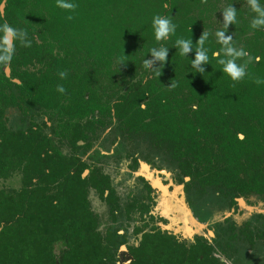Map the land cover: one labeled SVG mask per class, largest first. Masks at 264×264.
Here are the masks:
<instances>
[{"label":"trees","instance_id":"1","mask_svg":"<svg viewBox=\"0 0 264 264\" xmlns=\"http://www.w3.org/2000/svg\"><path fill=\"white\" fill-rule=\"evenodd\" d=\"M69 2L78 7L69 11L57 7L56 0H7L4 15L0 14V25L6 21L25 30L26 39L31 42V46L25 47L17 39L10 63L13 74L22 82L21 86L17 84L22 94L19 100L25 101L26 107L60 108L61 115L67 114L68 118H59V123L73 125L76 130L72 140L84 138L86 135L82 132L90 129L92 119H87L83 126L80 119L95 109L110 112L113 107L118 128L123 133H142L157 147H160L161 137H170L174 155L180 159L183 155V145L181 148L180 145L186 142L187 136L195 132L197 126L201 130L206 127L211 103L227 100L232 108L225 117L233 120L232 127L236 130L225 131V138H221V159L236 168L255 160L262 145L256 132L246 127L251 126L248 118H264V104L257 102L264 101V83L255 82L256 79L264 81V72L259 69L255 73V68L249 64L245 77L233 81L218 62L225 59L220 42L214 43L209 32L197 28L199 15H210L207 11L218 5L224 10L225 1ZM259 4L264 7V0H259ZM26 5H30L29 10L24 9ZM70 15L71 20L67 19ZM156 15L166 16L176 25L175 33L167 40L155 38L153 17ZM204 33H208L204 48L209 61L203 65L205 71L200 73L192 66V60L196 55V42ZM262 33L263 30L259 35ZM178 39L192 41L193 48L187 55L180 54L176 46ZM160 47L169 49L166 61L146 66L145 61L152 59L151 50ZM214 52H219V57H214ZM22 63L38 66L35 71H21ZM60 71H66L67 77L62 79ZM0 83L10 84L1 71ZM58 85L64 86V93L57 91ZM229 86L235 88L225 90ZM60 99L67 103L60 104ZM193 102L198 103V109H189ZM216 110H220L214 113L218 117L221 109ZM1 116L0 109V135L1 131H7ZM73 117L78 119L75 123L70 121ZM237 130L244 134L243 139L238 137ZM17 139L13 136L4 144L10 147L16 143L11 150L16 159L14 167L20 157L26 161L27 188L23 195L0 191V264H116L117 247L126 242V238L110 228L103 236L97 231L86 197L89 186L100 192L102 185L110 188L106 177L93 170L88 178L82 179V165L78 160L69 165H48L49 154L43 144L38 145L31 156L27 152L21 154L29 145L17 143ZM197 148L190 145L188 150L199 162L207 159L204 151ZM192 161H178L184 174L192 173ZM44 165L49 172L44 171ZM226 165L216 170L220 172L216 177L207 171L208 165H201L204 170L196 175L208 173L209 176L203 178L206 182L226 181ZM33 176L38 180L30 188ZM55 244L60 247L56 249ZM210 250L211 246L202 239L186 246L160 231L146 232L137 246L129 247L130 264H222Z\"/></svg>","mask_w":264,"mask_h":264},{"label":"flooded vegetation","instance_id":"2","mask_svg":"<svg viewBox=\"0 0 264 264\" xmlns=\"http://www.w3.org/2000/svg\"><path fill=\"white\" fill-rule=\"evenodd\" d=\"M222 1L226 2L224 9L229 6L236 8V23L229 24L225 28L223 10L220 9L221 5H218L213 10L207 11L210 15L198 16L197 28L209 32L214 43H218L216 36L218 31H224L226 36L231 35L232 46L237 49H244L251 57L250 62H248V57L238 58L236 60L237 64L247 63V68L250 64L251 67L255 68V73L259 69L264 72V28L263 26L259 28L251 26V22L257 17V13L251 9L246 0ZM6 2L7 0H0L1 15H4ZM29 7L30 5H26L24 9L29 10ZM220 12H222V15H217ZM261 30H263V33L259 35ZM223 47L222 45V50ZM222 54L225 59L229 58L225 56L224 51H222ZM257 57L259 58L258 61ZM10 63L2 64L0 67V71L10 80L9 85L0 83L1 120L7 130L4 133L2 129L3 134L0 135V191L13 195L16 193L23 195V190L27 188L24 181L26 178L24 170L26 161L20 157L19 164L14 167L13 162L16 159L11 155V150L16 143H13L10 147L8 143L7 146L4 144V141L6 142L9 138L17 136V143H27L29 145L23 149L21 154L27 152L31 156L33 150L38 145L43 144L49 154L48 165L60 163L69 165L70 163H77L78 160L82 165L80 171L82 179L88 178L93 170H96V174L101 177H106L110 188L102 185L100 192L95 187L89 186L86 197L90 210L96 219L97 231L103 236L110 228L126 238V242L119 244L117 247L116 264H130L132 256L129 247L137 246L144 233L156 231L165 233L186 246L194 243L197 239H202L211 246L210 252L213 257L222 264H228V261L239 264L241 253L258 252L261 255L256 259L264 264V118L250 117L247 119L251 126L246 127V130L250 128L251 131L256 132L262 147L255 155V160L245 162L242 168L229 165V161L226 165V160L221 159L222 153L219 151L222 146L221 138H225V131L236 130L234 126L232 127L233 120L225 117L226 113L232 108V103L227 102V100H214L208 111L209 120L206 127L201 130L197 126L196 131L187 136L184 144H178L180 148L183 145V155L180 159H177L174 155L175 149L170 137H161L160 147H157L142 133H123L118 128V120L113 107L110 112H101L95 109L92 114L80 119L82 126L87 119H92L90 129H85L82 132L86 135L84 138L72 140L71 136L76 130H74L73 125L64 126L59 123V118H68L67 114L61 115L60 111L62 110L60 108L44 109L36 105L30 109L26 107L25 101L21 102L19 100L22 98L19 88L22 82L13 74ZM36 66L32 63H22L19 68L21 71H35ZM216 88L219 89V87ZM232 88L235 87L229 86L225 90ZM186 90L185 88L184 91ZM102 99L106 100L105 97H102ZM257 102L258 104H264V101ZM59 103L66 104L67 102L60 99ZM198 107V103L193 102L190 103L189 109L195 110ZM217 108L221 109L220 115L222 114L224 117H220V115L215 117L214 113L220 112V110H216ZM11 110L17 111L18 117L14 121L10 119L8 114ZM76 120H78L77 117H73L70 121L75 123ZM226 123L228 124L227 127L224 126ZM79 130L82 131V128ZM237 131L238 137L243 134L239 130ZM180 137H183V135L180 134ZM100 140H108L109 146L105 147ZM97 144H101L104 149L97 148ZM190 145L195 146L196 149L200 147V152L203 150L207 159H201L199 162L195 158L196 155L188 150ZM184 152L186 153L184 154ZM110 155H113L116 160H127L129 162L128 167L133 170L137 168L136 171L139 174L137 177L143 183L139 191L130 192L126 196L124 203L114 186L111 175L104 170V158ZM42 156H45V154L43 153ZM186 159L193 160L191 162V174H184L178 167V161L182 160L184 162ZM157 162L159 164L163 162L164 166L171 170L164 169L163 165H157ZM149 165L161 174L170 175V172L173 171L171 174L174 176L169 182L176 181L180 187L174 188L173 192L170 193L168 189L171 184L164 185L159 179L149 181L151 178ZM201 165L204 167L208 165L207 171L212 172L215 177L217 173H220L216 170L226 165V181L206 182L203 178L206 179V176H209L208 173H203L202 176L196 175L204 170ZM44 171L49 172V168L45 167ZM232 175L235 177L234 179H230ZM12 180H18V186L15 187L9 184ZM37 180L38 178L35 176L31 178L32 185L30 188L36 185ZM53 183L57 182L53 181ZM160 186L166 188L167 192L164 193ZM154 189H158L164 196L169 193L175 195V190H181L182 196L186 197L188 211H192L198 220L201 217L196 210L201 202L205 203L211 214L217 210H221L223 214L220 219L212 223L211 233H208V235L195 233L184 222L186 236H182V234L169 229L170 227L159 225L158 220L164 219L153 211L155 204ZM92 193L106 207L105 214H108L109 219L106 220L104 214L93 208L90 198ZM244 212L246 213L240 218L239 216ZM131 223H133L132 229L129 230ZM59 247V244H55L56 249Z\"/></svg>","mask_w":264,"mask_h":264},{"label":"clouds","instance_id":"3","mask_svg":"<svg viewBox=\"0 0 264 264\" xmlns=\"http://www.w3.org/2000/svg\"><path fill=\"white\" fill-rule=\"evenodd\" d=\"M57 7L74 11L78 5L69 2V0H56ZM248 4L251 6V9L257 13V17L254 18L251 22V26L253 28H259L264 26V7L259 4V0H248ZM73 17L70 15L67 19L71 20ZM223 23L225 28L228 27L229 24L236 23V8L233 6H229L223 10ZM153 28L155 32V38L157 41L167 40L171 34L175 33L176 25L172 23V21L168 17H162L160 15H156L153 17ZM0 32L3 33L0 36V64L10 63L13 55L15 53V41L17 39L20 40L21 44L25 47L31 46V42L26 39L27 32L23 29H17L11 25H9L6 21L0 25ZM218 38V42H220L224 47L223 51L228 59H220L218 62L223 65V71L227 73L233 81L242 80L247 74V63L240 65L237 64L236 60L238 58L248 57V62L251 61V57L249 53H247L244 49H237L232 46V36L225 35L224 31H218L216 33ZM208 37V33L202 34L197 40L196 47V55L195 59L192 60V66L200 73L205 71L203 65L207 64L209 61V57L207 55V49L204 48V43ZM176 46L180 49L181 55H187L192 50V41L185 39H178L176 41ZM169 49L166 47H160L159 49L153 48L151 50L152 59L146 60L145 65L151 66L156 61L165 62L168 56ZM220 53H213L214 57H219ZM259 58L257 57V61ZM59 76L63 79L67 77L66 71H60ZM257 84L264 83L260 79H256ZM57 91L60 93L65 92V88L63 85L57 86ZM142 108L145 105H141ZM240 139H243V134L239 135Z\"/></svg>","mask_w":264,"mask_h":264},{"label":"rangeland","instance_id":"4","mask_svg":"<svg viewBox=\"0 0 264 264\" xmlns=\"http://www.w3.org/2000/svg\"><path fill=\"white\" fill-rule=\"evenodd\" d=\"M8 114L10 115V119L13 121L16 120V118L18 117L16 110H11ZM100 142L105 147L109 146L108 140L107 141L100 140ZM96 146L97 148H103L101 144H97ZM104 160H105L104 170L111 175L114 186L118 194L122 197V202L124 203L125 199L127 198L126 196L130 192L134 193L142 188L143 183L137 177L139 175L138 172L136 171L137 168L134 170L132 168H129L128 167L129 162L127 160L125 159L116 160L115 158H113V155L104 158ZM157 165H163L162 167H164V169L171 170L168 169L166 166H164L165 164L163 162L162 164H159V162H157ZM143 168L145 167L143 166ZM149 168H150L149 175L151 176L149 181L154 179H159L164 185L171 184V186L168 189L170 193L173 192L174 188L180 187L176 181L175 182L173 181L172 183L169 182L173 178L172 176H174L173 174H171V172L173 171L170 172V175L167 174L165 175L155 171L153 166L149 165ZM9 184L16 187L18 186V180H12L9 182ZM160 188L164 193L167 192L166 188L161 186ZM174 192H176L175 195L174 194L171 195L169 193L164 196L159 192L158 189H154L153 194H154L155 204L153 211L155 213H158L161 216V218L164 219V220H158L159 225L164 227H170L169 229L176 231L178 234H182V236H186V230H185L186 225H184L185 224L184 222H186L187 227L188 228L191 227V229H193L195 233L204 234V235H208V233H211V229H210L211 225L215 220L220 219V217L223 214L222 211L217 210L213 214H211V212L207 209L205 203L201 202L198 206V209L196 210L197 214L199 213L198 215H200L201 217V219L198 220L196 218V215H194L192 211L190 210H189L190 212L188 211L186 197L182 196L181 190L178 191L175 190ZM90 198L93 208L99 213L104 214V218L106 220L109 219L108 214H105L106 207L100 202V200L93 193L91 194ZM245 213L246 212H244L239 217L241 218ZM132 224L133 223H131L129 230L132 229ZM259 255H261L260 252L241 253L239 264H261V262H259L256 259L258 258ZM228 264H233V263L231 261H228Z\"/></svg>","mask_w":264,"mask_h":264}]
</instances>
